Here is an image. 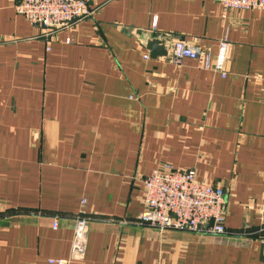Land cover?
I'll return each mask as SVG.
<instances>
[{
  "label": "crops",
  "instance_id": "obj_1",
  "mask_svg": "<svg viewBox=\"0 0 264 264\" xmlns=\"http://www.w3.org/2000/svg\"><path fill=\"white\" fill-rule=\"evenodd\" d=\"M18 1L0 0V264L68 259L78 213L95 218L79 264H264V12L89 0L47 36ZM146 30L213 54L226 38L227 78L151 59ZM167 164L226 190L228 236L136 224Z\"/></svg>",
  "mask_w": 264,
  "mask_h": 264
},
{
  "label": "built area",
  "instance_id": "obj_2",
  "mask_svg": "<svg viewBox=\"0 0 264 264\" xmlns=\"http://www.w3.org/2000/svg\"><path fill=\"white\" fill-rule=\"evenodd\" d=\"M214 1L219 3L224 13L231 10L264 12V0ZM14 8L18 15L23 16L29 24L39 28L47 36L95 15L89 0H19ZM156 22L155 16L152 20L153 27ZM230 55L231 47L226 38L219 42L215 54L178 41L173 42L168 60L176 64L185 59L197 61L203 71L226 79ZM143 185L144 210L136 221L137 225L148 226L159 232L173 230L215 236L229 235L225 213L226 190L200 180L194 170L163 165L146 177ZM94 220L89 214H76L69 258L52 259L49 263H82L86 259L88 228ZM259 220L264 232V205L260 208ZM58 227L59 218L56 217L53 229L57 230Z\"/></svg>",
  "mask_w": 264,
  "mask_h": 264
},
{
  "label": "water",
  "instance_id": "obj_3",
  "mask_svg": "<svg viewBox=\"0 0 264 264\" xmlns=\"http://www.w3.org/2000/svg\"><path fill=\"white\" fill-rule=\"evenodd\" d=\"M138 42L148 51L153 60L170 58L172 39L164 35H155L151 31H136Z\"/></svg>",
  "mask_w": 264,
  "mask_h": 264
}]
</instances>
